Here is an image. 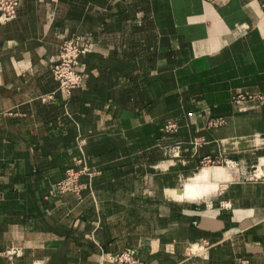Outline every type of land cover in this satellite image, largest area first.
Instances as JSON below:
<instances>
[{"label":"crops","instance_id":"1","mask_svg":"<svg viewBox=\"0 0 264 264\" xmlns=\"http://www.w3.org/2000/svg\"><path fill=\"white\" fill-rule=\"evenodd\" d=\"M67 38L89 47L69 96ZM260 141L264 0H21L0 22V264H264ZM81 157V196L58 193Z\"/></svg>","mask_w":264,"mask_h":264},{"label":"built area","instance_id":"2","mask_svg":"<svg viewBox=\"0 0 264 264\" xmlns=\"http://www.w3.org/2000/svg\"><path fill=\"white\" fill-rule=\"evenodd\" d=\"M21 0H0V22H5L11 19L16 11V8ZM214 1V0H207ZM89 50L88 45L82 44L78 38H67L63 40L60 46L59 53L52 63L51 75L57 82L58 90L66 96H69L73 89L79 87L83 82L82 73L79 70V59ZM245 96L236 95L234 101H243ZM251 98V97H248ZM262 99V97H258ZM164 131H174L175 124L167 122ZM76 167L68 168L64 172V176L56 182V190L60 194L71 193L76 197L81 196L85 185L81 182L82 176L91 178L94 172L91 171L83 159V157L74 160ZM201 164L203 166H213L214 161L210 157H205ZM251 178L264 181V163L258 165L252 170ZM3 199V194L0 192V203ZM18 251L8 250L4 254L11 259L16 256ZM104 260L112 264H145L143 261L135 257L130 249H125L119 253L107 254Z\"/></svg>","mask_w":264,"mask_h":264},{"label":"bare ground","instance_id":"3","mask_svg":"<svg viewBox=\"0 0 264 264\" xmlns=\"http://www.w3.org/2000/svg\"><path fill=\"white\" fill-rule=\"evenodd\" d=\"M210 181H211V178H210L209 171L204 172L202 175L200 174V176H198V179L194 183H192L193 185L188 187L187 190L184 192V196L188 199L189 198L191 199V198L201 196L203 194H207L209 190L204 191V189L205 188L210 189L209 187L211 185ZM200 183H203V184L201 185Z\"/></svg>","mask_w":264,"mask_h":264},{"label":"rangeland","instance_id":"4","mask_svg":"<svg viewBox=\"0 0 264 264\" xmlns=\"http://www.w3.org/2000/svg\"><path fill=\"white\" fill-rule=\"evenodd\" d=\"M211 185L209 187H213L215 184H217L218 182H216V179L214 181V179L210 181Z\"/></svg>","mask_w":264,"mask_h":264},{"label":"clouds","instance_id":"5","mask_svg":"<svg viewBox=\"0 0 264 264\" xmlns=\"http://www.w3.org/2000/svg\"><path fill=\"white\" fill-rule=\"evenodd\" d=\"M260 134H257L259 136ZM261 143H264V141H260ZM226 179V178H225ZM209 189L205 188L204 191H208ZM194 247H199V245H195ZM206 258V257H205Z\"/></svg>","mask_w":264,"mask_h":264}]
</instances>
